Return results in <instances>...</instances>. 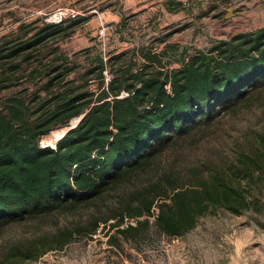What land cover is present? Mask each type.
<instances>
[{
	"label": "trees",
	"instance_id": "obj_1",
	"mask_svg": "<svg viewBox=\"0 0 264 264\" xmlns=\"http://www.w3.org/2000/svg\"><path fill=\"white\" fill-rule=\"evenodd\" d=\"M81 19L0 36V264L34 262L99 229L129 257L126 247L182 238L218 212L264 227V29L173 68L152 45L106 58L86 49L79 64L53 43ZM19 79L34 88L5 92ZM77 117L55 148L40 147ZM14 227L22 236H6Z\"/></svg>",
	"mask_w": 264,
	"mask_h": 264
},
{
	"label": "rangeland",
	"instance_id": "obj_2",
	"mask_svg": "<svg viewBox=\"0 0 264 264\" xmlns=\"http://www.w3.org/2000/svg\"><path fill=\"white\" fill-rule=\"evenodd\" d=\"M162 1L145 4L144 0H0V36L16 33L20 23L35 21L37 27H42L41 19L57 23L52 21L54 18L50 20L54 12L74 9L77 17L83 19L68 36L58 37L53 46H59L79 64L86 63V49L106 58L111 52L152 45L154 52L162 54L167 68H173L180 65V58L196 49L208 48L235 34L264 29V0H226L219 8L223 12L219 17H197L194 13L180 17L162 8ZM160 38L165 40L162 45ZM25 87L29 90L34 85L19 79L5 92ZM259 109L252 110L250 116ZM21 231V227H14L6 236H22ZM102 231L99 229L86 242L75 241L25 264H264V227L243 215H208L182 238L163 240L144 252L126 247L129 257L125 253L116 255Z\"/></svg>",
	"mask_w": 264,
	"mask_h": 264
},
{
	"label": "crops",
	"instance_id": "obj_3",
	"mask_svg": "<svg viewBox=\"0 0 264 264\" xmlns=\"http://www.w3.org/2000/svg\"><path fill=\"white\" fill-rule=\"evenodd\" d=\"M155 1L158 0H144L145 4H155ZM224 2H226V0H165L162 1L161 6L162 8L164 7V9L170 14H177V16L180 17L182 15L187 16L189 13H194L195 15H197V17L211 15L213 17H219L223 15V12L219 11V8ZM164 43L165 40L162 41L160 44L162 45Z\"/></svg>",
	"mask_w": 264,
	"mask_h": 264
},
{
	"label": "built area",
	"instance_id": "obj_4",
	"mask_svg": "<svg viewBox=\"0 0 264 264\" xmlns=\"http://www.w3.org/2000/svg\"><path fill=\"white\" fill-rule=\"evenodd\" d=\"M77 14L78 12L75 11L74 9H68V8L59 9L52 14L53 16L51 15L50 20L51 18H54L52 21L60 22L62 19L65 18H75L77 17ZM103 74L105 76V82H107L110 79L111 75L107 70H104ZM122 95H127V92H122ZM79 118L80 117L74 118L72 119L73 121L72 122L70 121L67 125L59 126L53 129L46 137L41 139L40 147L55 148L57 142L63 137L65 132H67L71 127L75 126Z\"/></svg>",
	"mask_w": 264,
	"mask_h": 264
}]
</instances>
